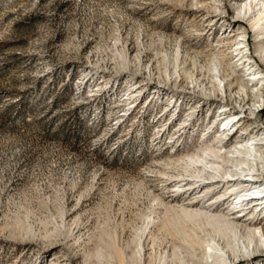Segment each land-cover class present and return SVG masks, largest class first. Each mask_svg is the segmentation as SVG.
<instances>
[{"label": "rangeland", "instance_id": "1", "mask_svg": "<svg viewBox=\"0 0 264 264\" xmlns=\"http://www.w3.org/2000/svg\"><path fill=\"white\" fill-rule=\"evenodd\" d=\"M263 1L0 0V264H264L204 162L264 126Z\"/></svg>", "mask_w": 264, "mask_h": 264}, {"label": "bare ground", "instance_id": "2", "mask_svg": "<svg viewBox=\"0 0 264 264\" xmlns=\"http://www.w3.org/2000/svg\"><path fill=\"white\" fill-rule=\"evenodd\" d=\"M250 4H251V2H250ZM262 17H264V16H262ZM262 17H260V19L257 20V23H259L261 25L264 24V22L261 19ZM258 73L261 74V72L257 71L256 73H254L255 76H258ZM223 74L226 76V73H223ZM225 76L222 77V75H221V77H218L217 82L214 81L215 82L214 85H213V86H215V90L214 91L221 90L222 87H221V84H220L219 80L223 82L225 80L224 78H226ZM250 82L251 81H242L241 82L240 86L242 85V89H239V90L242 91V92L240 91L241 93L238 91V89H237V91L234 90L235 92L232 93L231 86H233V85H231L229 82H228V84L224 85L227 88L226 92H230L229 93L230 95L228 94L229 95L228 96L229 100L231 101V103H233V105L236 104V110H237V111L232 112V113L229 114V111H231V109H227L228 105H221V107H223V109L225 108L224 111L222 112V114L223 113H225V114L228 113L229 115H228L227 119H232L230 122H234L236 119H238L239 123H243V122L245 123L246 121H248L250 123L251 122L250 121L251 117L253 115H256V114H258V116H263L264 117V109L260 108L259 106L255 107V104L251 103L253 101V99L248 98V95L250 96V91L249 90L254 88L253 87L254 84L251 85ZM211 88H212V86H211ZM207 89H205V87H204V90H207ZM221 93H222V91H221ZM216 94H215V96H217ZM218 94H219V91H218ZM230 129H234V131H233V135H234V133H236L237 130H239L240 128L234 123L231 126ZM252 134H253V138L252 139L249 137L247 139L240 140V141L237 142V144L235 145L234 149H231L229 151L226 150L228 152V154H230L228 156V158L226 159V161H223V162L217 161L216 162V161H212V160H207L209 158L204 159V162H205L206 165H209L210 167L214 168L216 171H218L220 173L225 172V173H230V175H239V178H237V179H228V180H226L224 178L226 180L225 183H224L225 186L230 187L231 189H234L235 185L239 184V185L243 186L245 188V190H250V192H251L250 194H242V195H240V202L237 205H235V207L240 206V208H241L240 211L246 210L247 207H248V204H250L252 201L260 200V203H263V205H264V186H263V189H260L261 186L260 187L255 186V182L256 181H253L250 178H248V174L245 173V170H247V169L253 170V169L257 168V166H259L262 163H264L263 162V159H264V142H263L264 141V137H263V135H264V126H261L260 128H255ZM241 137L244 138V135H241ZM219 149L221 150V148H219ZM220 150H216V151L219 152ZM214 151L215 150H213V152ZM225 154H227V153H225ZM215 160H219V159L217 158ZM201 169L200 170L198 169V170L202 171ZM205 173H207V172H205ZM254 189H257L259 191V193L255 194V192H257V191L254 190ZM248 195H250V196H248ZM231 219L230 220L228 219L226 221V224L230 225V227H232V228L238 227L239 226L238 225L239 222L242 221L241 217H237V216L236 217H231ZM255 225H256V221L255 220L254 221L250 220V221H247L245 223L246 228L251 233L250 237H252V239L250 240L249 244L247 245V248H251V246H253V240L255 238H258V240L260 242L261 241L264 242V228H258V227H255ZM246 232H248V231H246ZM247 236H249V234ZM260 247H261L260 243H256V245H254V248L258 249ZM225 251L227 252V250H225Z\"/></svg>", "mask_w": 264, "mask_h": 264}]
</instances>
